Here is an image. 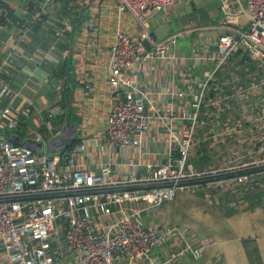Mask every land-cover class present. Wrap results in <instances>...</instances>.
<instances>
[{"label": "built area", "instance_id": "built-area-1", "mask_svg": "<svg viewBox=\"0 0 264 264\" xmlns=\"http://www.w3.org/2000/svg\"><path fill=\"white\" fill-rule=\"evenodd\" d=\"M68 1L75 14L77 0ZM115 1L116 24L108 47L106 80L111 90L123 89L125 97L110 106L95 131L79 132V135L76 132L75 139L79 142L74 146L48 152L46 142L50 137L39 129L47 126L53 130L52 122L63 115V107L55 104L45 109L39 121L32 124L33 101L28 98L17 105L20 90L0 77V264H56L68 259V264H167L172 258L161 261L153 250L172 239L182 243L178 255L189 252L199 255L189 241L190 233L186 228L168 224L151 226L143 219V212L175 200L180 192L200 189L214 174L232 171L235 182L244 183L253 176L254 166L264 162V72L253 76L252 84L233 87L224 96L212 88L223 65L241 46L260 54L264 66V0H246V6L240 5L231 9L232 12L229 11L230 0H223L227 14H245L247 24L239 29L227 23L220 27L226 32L215 38L213 45L217 53L199 52L195 45L190 53L181 56L170 49L184 33L168 34L158 40L148 22L157 12L183 0ZM53 3L54 0H40L29 7L28 16L14 20L19 31L12 53H17L28 42ZM10 6V0H0V33L9 20ZM126 16L130 17L128 27ZM86 22L89 32L100 31L98 20L84 19L83 23ZM73 31L74 24L63 20L62 26L54 32L55 42L51 48ZM93 45L91 43V47ZM203 46L207 47L208 42ZM158 58L170 62L174 76L179 74L180 62L210 61L213 64L203 72V78L195 82L196 90L185 93L193 96L188 106L180 110L171 108L169 114L150 113L147 92L129 77L133 70L144 67V61ZM28 59L36 61L32 55ZM9 64L15 65L9 56L0 57V72ZM78 76L85 88L95 85L87 65ZM172 95L182 98L184 93L173 91ZM210 105L222 107L223 126L212 136L197 137L203 113L211 116ZM155 118L163 124L169 146V155L162 162L145 158L150 152L146 142L152 139L150 130ZM23 119L31 124L26 138L44 143L43 149L35 150L21 143L22 136L19 143L4 138L3 134L17 133ZM177 121H187L183 132L174 130ZM252 126L251 133L256 131L257 139L252 136L245 144L244 138H238V129L246 131ZM212 137L216 143L231 137V145L236 143L242 150L235 156L230 155L229 160L239 163L196 169L191 160L192 152L196 145L209 142ZM90 141L104 147L103 157L94 163L95 169L91 168L92 160L86 152ZM244 159L250 163H243ZM142 166L145 170L138 176L130 172H137Z\"/></svg>", "mask_w": 264, "mask_h": 264}, {"label": "crops", "instance_id": "crops-1", "mask_svg": "<svg viewBox=\"0 0 264 264\" xmlns=\"http://www.w3.org/2000/svg\"><path fill=\"white\" fill-rule=\"evenodd\" d=\"M10 1L9 20H6L5 28L0 33V57L9 56L15 65L9 64L4 72H0V77L20 90L17 105H21L25 99H31L35 106L30 122L36 124L45 109L55 104L63 107L62 100L67 95V103L69 102L77 119V135L79 132L92 133L103 122L110 106L125 97L123 89L111 90L106 80L108 47L116 24V1L77 0L75 9L83 11L88 21L98 20L101 23L100 31L89 32L86 28L87 22L83 23V18L80 20L82 26L76 30L75 40L72 39L73 33L67 34L51 48L55 42L53 34L62 26L63 20H69L72 24L76 21V15L72 13L68 0H54L49 14L38 24L36 31L30 34L28 42L22 45L17 53H12V45L19 31L14 20L28 16L30 1ZM230 2L231 12L240 5L246 6V0ZM179 7L185 13L192 11L197 14L187 26L192 27V33L197 30L198 39L207 40L208 46L192 42L187 48L180 44L172 47L170 51L176 56H181L190 53L197 45L199 52L217 53L213 45L216 37L207 36L206 33L226 25L224 19L228 14L223 9V0H184L163 10V15L159 17L156 25L168 22L171 26L172 12L176 14ZM129 20L130 17L126 16L127 27ZM91 43H94L92 47ZM30 55L34 56L36 61H30ZM262 61V56L255 54L254 49L241 46L223 65L219 71L220 77L212 84V88L224 96L233 87L252 84V77L264 72ZM180 63L182 66H179V74L176 76L172 74L171 64L165 58L146 60L143 68L141 66L130 73V79L147 92V109L150 113L156 111L169 114L171 108L180 110L188 106L187 102H191L193 96L185 93L195 91V82L203 78V72L207 68L213 66L210 61L189 60ZM85 65L91 69L95 78V85L91 89L85 88L78 76ZM69 78H72L73 82ZM173 91L183 92L184 96L174 97ZM210 107V118L206 112L200 118L203 123L198 128L197 137L206 134L212 136L213 132L223 126L225 113L222 107ZM186 124L187 121H177L174 130L183 132ZM252 130L253 126L246 131L238 129V138H244L245 144L252 136L257 139L256 131L251 133ZM150 136L152 139L146 142L150 152L145 158L148 161H164L169 155V146L167 134L159 118L154 119ZM213 139L214 137L210 138L209 142L196 145L193 150L191 160L196 169L208 170L239 163L238 160H229L230 155L235 156L242 150L236 143L231 145V137L221 139L218 143ZM102 151L104 152V147L101 144L94 141L88 143L86 152L92 160V169L96 167L94 163L103 157ZM243 163L250 162L244 159ZM144 170L145 167L142 166L137 172H130L138 176ZM253 172L250 180L244 183L235 182V174L232 171L214 174L200 189L180 192L175 200L143 212V219L149 224L153 222L154 225H179L186 228L190 233L189 241L193 248L200 252L199 255L189 252L180 256L177 251L182 247V243L172 239L164 246L154 249L153 254L161 261L172 258L167 264H264V162L256 164ZM68 262L69 259L58 261L56 264Z\"/></svg>", "mask_w": 264, "mask_h": 264}, {"label": "water", "instance_id": "water-1", "mask_svg": "<svg viewBox=\"0 0 264 264\" xmlns=\"http://www.w3.org/2000/svg\"><path fill=\"white\" fill-rule=\"evenodd\" d=\"M155 13L156 12H154L153 14ZM224 20L227 24L243 27L247 24L248 17L245 14H240L237 16L227 15ZM81 26H82V22L78 23V25L74 27V31L72 34L73 40L76 39L75 38L76 37L75 33L77 32L76 30H79ZM170 29H171L170 24L168 22H164L159 24L153 29V34L158 40H161L167 37V35L170 33ZM225 32L226 31L224 28H217L216 30H212L211 33L207 32L206 35L210 37H217L218 35L225 34ZM77 127H78V123L76 121H70L69 119H67L62 127L61 134L54 137L53 140L51 141L48 140L49 142L47 141V151L51 153V152L62 151L63 149H65V147L75 139ZM3 135L4 138L17 143H19L21 139L19 134L17 133L3 134ZM21 143L33 147L35 150L39 149L38 147L40 146V143L34 142L31 138H24L23 141H21ZM150 225L154 226L153 222Z\"/></svg>", "mask_w": 264, "mask_h": 264}, {"label": "rangeland", "instance_id": "rangeland-1", "mask_svg": "<svg viewBox=\"0 0 264 264\" xmlns=\"http://www.w3.org/2000/svg\"><path fill=\"white\" fill-rule=\"evenodd\" d=\"M184 1V0H183ZM177 13L175 14L174 12H172V16H171V19H170V23H171V29H170V33L169 35L171 34H174V33H184V34H181L180 37L176 38L175 40V43H177L176 45H180V44H183L187 47L190 46V44L192 42H199L200 45H203L204 41L206 42L207 40H199L198 39V35L199 33L197 32V30L195 32L192 33V28H190V26H187V24L189 23V21H191L192 19H195V16L197 14H195L194 12L192 11H185L179 7L177 9ZM163 12L164 11H160V12H157L154 16L151 17V19H149V26H150V29L151 31L154 29V27H156L158 24V21H159V17H161V15H163ZM235 28H241V26H236L234 25ZM188 29H191V31H189ZM29 125L31 126V124L29 123ZM29 125H24V126H21L19 127V129H16L19 131V134L23 137V138H26V134H28V130H29ZM32 136V134H31ZM49 141L53 140V137H50L48 139ZM47 140V141H48ZM48 141V142H49ZM44 143L40 144V146L38 147L40 149H43V146ZM46 149H47V142H46Z\"/></svg>", "mask_w": 264, "mask_h": 264}, {"label": "trees", "instance_id": "trees-1", "mask_svg": "<svg viewBox=\"0 0 264 264\" xmlns=\"http://www.w3.org/2000/svg\"><path fill=\"white\" fill-rule=\"evenodd\" d=\"M34 3H37L35 0H32V1H30V6L32 5H34ZM9 11H10V9H9ZM74 15H76L75 16V22H74V27H76L77 25H78V23L80 22V20L81 19H83L84 17H85V13L83 12V11H79V10H77L76 12H75V14ZM46 16L47 15H45L44 17H43V20L46 18ZM38 26L39 25H37L36 26V28H35V31H36V29L38 28ZM34 32V31H33ZM53 36H54V34H53ZM72 82H73V80H72V78H69ZM69 91L67 90V93H68ZM63 101V102H62ZM61 102H62V105H63V107L65 108V114L64 115H61V116H58V117H56L55 118V120L52 122V125H54V129L53 130H50L47 126H45V127H41L40 129H39V131L41 132V133H43L44 135L45 134H47V138H49V137H52V135H54V134H56V133H59V132H61V130H62V127H63V125H64V123H65V120L67 119V118H69L71 121H77V119L74 117V114H73V111H72V108L69 106V102L67 103V95H65V98L62 100ZM70 107V108H69ZM24 125H29V123H28V120H25V119H23L22 120V123H21V126H24ZM20 126V127H21ZM18 134H19V131L17 132ZM19 136H21L20 134H19ZM77 142H79L77 139H74L72 142H70L66 147H68V148H70V147H72V146H74ZM33 148V147H32Z\"/></svg>", "mask_w": 264, "mask_h": 264}]
</instances>
